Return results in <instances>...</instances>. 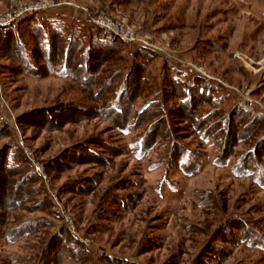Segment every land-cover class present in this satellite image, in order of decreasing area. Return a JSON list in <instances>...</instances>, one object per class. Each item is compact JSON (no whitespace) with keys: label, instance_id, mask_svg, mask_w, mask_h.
I'll list each match as a JSON object with an SVG mask.
<instances>
[{"label":"rangeland","instance_id":"1","mask_svg":"<svg viewBox=\"0 0 264 264\" xmlns=\"http://www.w3.org/2000/svg\"><path fill=\"white\" fill-rule=\"evenodd\" d=\"M36 6L48 9L10 25L18 37L31 40L29 23L19 24L27 19L35 25L81 22L111 33L124 42L123 59L104 63L97 74L112 72L117 83L132 64L142 63L146 88L134 107L161 104L175 133L144 149L133 120L122 130L101 118L50 128L35 111L96 107L101 101L59 70L39 77L22 73L0 42V150L16 146L40 180L34 202L47 201L44 211L33 201L0 211L6 223L0 264H106V258L128 264H264V159L248 160L258 138L247 143L240 134L230 159L219 164L223 136L219 129L207 132L224 121L219 112L228 114L239 104L264 114V0H0V16ZM125 32L128 40L118 35ZM196 78L214 100L200 105L196 120L215 112L201 130L174 116L184 96L175 94L171 80L186 85ZM174 141L189 150L193 163L173 162ZM81 145L97 161L85 159L76 149ZM28 221L41 227L15 241L6 233ZM63 233L81 251L57 249L55 260L47 261L44 245Z\"/></svg>","mask_w":264,"mask_h":264},{"label":"trees","instance_id":"2","mask_svg":"<svg viewBox=\"0 0 264 264\" xmlns=\"http://www.w3.org/2000/svg\"><path fill=\"white\" fill-rule=\"evenodd\" d=\"M24 23H29L30 41L23 40L22 35L18 37L12 26L0 27V42L19 63V70L27 75L38 77L59 70L83 89L94 93L95 101L98 103L101 101L103 106V108L102 106L86 108L79 105H59L47 110L35 111L45 122L51 123L50 128H60L65 124L85 119L101 118L122 130L133 120L134 127L142 130L140 140L144 149L153 147L160 139H170L174 136L175 129L166 118L161 104L148 103L141 111H137L134 107L136 98L146 88L145 68L142 63L132 64L124 80L117 83V80H113L114 73L112 72L109 73L111 75L105 74L103 77L97 74L104 63L123 59L120 56L125 46L122 40L100 28L89 29L81 22H73L71 25L66 22L35 25L34 19H27L19 24ZM139 55L145 58L149 56V53L139 52ZM120 75L121 73L118 76L116 74V78L119 79ZM192 82L186 85H181L183 83L180 82L178 85L177 81L171 80V84L175 86V94L184 96L174 116L192 122L193 128L201 130L211 125L208 119L214 117L215 112H212L213 108L207 116L196 120L200 118V105H213L214 100L209 97V94L207 96V84L199 86L201 82L197 78ZM97 86L98 89H96ZM219 113L223 115L224 121L218 126L207 128V132L219 129L220 135L223 136L219 142L220 154L216 162L221 164L230 159V154L240 140L238 136L243 134L244 137L241 140L246 139L247 143L258 138L255 142L256 146L251 147L253 154L248 160L255 158L256 162L261 164L264 159V114L258 113L252 107H244L240 104L233 107L228 114ZM120 121L124 124L119 123ZM3 131L0 129V138L4 135ZM180 145L175 141L172 143L171 159L173 162L193 163L194 158L189 150ZM256 147H258L257 150ZM16 149L15 145L6 144L0 150V211L23 208L29 201L39 203L35 206L36 210L44 211L47 201L42 203L33 200L40 195V180L27 166L23 155L15 153ZM76 149L83 150L87 155L86 158L83 155L76 156L80 160L85 158L97 161L99 157L89 154L87 146L81 145ZM195 161L197 162V159ZM48 206H50L49 203ZM5 226L6 223L0 216V229ZM40 227L41 225L28 221L18 230L8 229L6 233L11 234L15 241L33 234ZM64 235L63 233L62 237ZM59 237L55 235L48 245H44L42 251L47 261L55 260L54 252L57 249L67 248L77 249V252L81 251L80 244L72 237H63L65 239ZM106 259L108 260L106 264H128L120 260Z\"/></svg>","mask_w":264,"mask_h":264},{"label":"built area","instance_id":"3","mask_svg":"<svg viewBox=\"0 0 264 264\" xmlns=\"http://www.w3.org/2000/svg\"><path fill=\"white\" fill-rule=\"evenodd\" d=\"M12 2H15V0H12ZM47 9H48V7H46V6H36V7L30 8L28 12L15 10L10 14H7L5 16H0V26L6 27V26L16 24L23 17H25L28 13H29V15L30 14L39 15ZM99 24H100V22H99ZM101 25L103 26L104 24L101 23ZM118 35L121 38L126 39V40H128L129 39L128 37L130 36V34L128 32L118 34Z\"/></svg>","mask_w":264,"mask_h":264}]
</instances>
